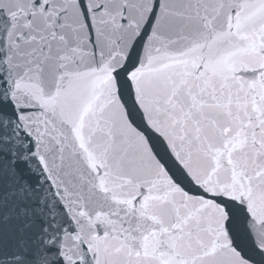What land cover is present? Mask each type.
<instances>
[{
    "label": "snow or ice",
    "instance_id": "snow-or-ice-1",
    "mask_svg": "<svg viewBox=\"0 0 264 264\" xmlns=\"http://www.w3.org/2000/svg\"><path fill=\"white\" fill-rule=\"evenodd\" d=\"M0 264H264V0H0Z\"/></svg>",
    "mask_w": 264,
    "mask_h": 264
}]
</instances>
